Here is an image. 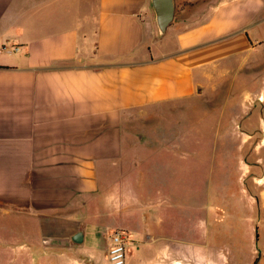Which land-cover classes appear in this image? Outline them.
Returning a JSON list of instances; mask_svg holds the SVG:
<instances>
[{
    "label": "crops",
    "instance_id": "0c3cea01",
    "mask_svg": "<svg viewBox=\"0 0 264 264\" xmlns=\"http://www.w3.org/2000/svg\"><path fill=\"white\" fill-rule=\"evenodd\" d=\"M174 1L160 34L151 0H95L89 15L82 0H0L5 251L39 249L42 264H107L110 235L121 230L133 243L128 264H194L198 252L214 264H264V251L242 256L236 237L233 250L224 245V217H212L209 202L191 223L167 211L161 182L174 189L194 166L204 171L202 152L195 164L183 153L188 135L168 133L173 142L151 160L145 135L129 130L149 109L199 99L222 116L238 101L223 156H239L238 181L253 190L244 218L253 232L254 206L264 211V0Z\"/></svg>",
    "mask_w": 264,
    "mask_h": 264
},
{
    "label": "rangeland",
    "instance_id": "374dc122",
    "mask_svg": "<svg viewBox=\"0 0 264 264\" xmlns=\"http://www.w3.org/2000/svg\"><path fill=\"white\" fill-rule=\"evenodd\" d=\"M84 1L81 2L82 13L89 15L90 10L88 9L91 7V2L93 4L95 0H91L88 5ZM163 39L165 41L173 40L170 29ZM233 72L231 73L233 74ZM234 107H238V101L231 100L223 109V115L220 116L221 108L213 109L200 102L199 99H195L183 103L182 106L168 105L162 108L149 109L145 118L130 120L129 130L137 135H145L146 149L143 148L141 152L145 154L147 159L151 158V160L155 150L158 149L157 147L162 143H166L168 147L173 142L169 139L168 133H180L182 137L188 135L189 150L183 153L189 154V159H193L195 164L199 158L197 153L201 154L202 152L205 160L204 171L198 172L194 166L187 185L179 183L178 187H174V189H171L168 183L161 182L159 195L167 202L166 205L169 207L167 211L174 214L177 219H183L189 223L196 218L195 216L206 212V208L209 207L206 202H209L211 215L217 216L219 213L221 217H224L218 222L216 220V230L219 231L220 235L222 234L224 245L233 250L234 238L236 237L240 243L242 256L245 257L251 256L254 250L259 254L264 251V211L260 210L259 205L258 208L254 206L252 210L254 215H251L255 218L254 229L253 232H250L249 221L244 218L251 214L249 203L253 190L249 180L242 181V184L238 181L240 178H237L239 174L236 172L234 163L239 160V156H231V159L223 156L225 153L223 151L224 143L234 145L233 140L223 141L222 139V131L230 133L234 131V113L239 111L238 108L234 109ZM156 137L165 139H155ZM132 143L134 141L131 140ZM230 152L233 153L234 150L231 149ZM206 166H209L208 172H206ZM167 172H169L168 167ZM226 172L232 174V177H226L228 175ZM207 179L209 180V187L206 186ZM203 202L205 208H202ZM213 215L212 217H214ZM261 218L263 224L257 222ZM227 254H233V252L227 251ZM41 256L42 252L39 249L34 251L25 249L11 253L0 246V264H42ZM149 256H152V253H148L147 258ZM221 257L223 256L221 255ZM14 258L16 260H13ZM226 258L233 259V256H226ZM243 262L248 264L245 259ZM194 264L214 263H212V257L209 254L198 252L195 253Z\"/></svg>",
    "mask_w": 264,
    "mask_h": 264
},
{
    "label": "water",
    "instance_id": "95a60500",
    "mask_svg": "<svg viewBox=\"0 0 264 264\" xmlns=\"http://www.w3.org/2000/svg\"><path fill=\"white\" fill-rule=\"evenodd\" d=\"M151 6L155 15V22L160 34H164L172 24L175 18V1L174 0H151ZM78 237H81L79 234ZM76 242H81L77 240Z\"/></svg>",
    "mask_w": 264,
    "mask_h": 264
},
{
    "label": "built area",
    "instance_id": "2783aa9c",
    "mask_svg": "<svg viewBox=\"0 0 264 264\" xmlns=\"http://www.w3.org/2000/svg\"><path fill=\"white\" fill-rule=\"evenodd\" d=\"M110 244L111 245L108 250L107 264H128V234L121 230H115L110 235Z\"/></svg>",
    "mask_w": 264,
    "mask_h": 264
},
{
    "label": "flooded vegetation",
    "instance_id": "af4514ba",
    "mask_svg": "<svg viewBox=\"0 0 264 264\" xmlns=\"http://www.w3.org/2000/svg\"><path fill=\"white\" fill-rule=\"evenodd\" d=\"M132 245H133L132 239H130V237H129L128 251H129V248H131ZM127 259H128V252H127Z\"/></svg>",
    "mask_w": 264,
    "mask_h": 264
}]
</instances>
